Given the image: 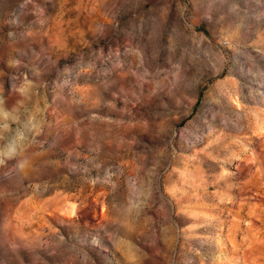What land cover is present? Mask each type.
<instances>
[{"label":"rangeland","instance_id":"1","mask_svg":"<svg viewBox=\"0 0 264 264\" xmlns=\"http://www.w3.org/2000/svg\"><path fill=\"white\" fill-rule=\"evenodd\" d=\"M0 264H264V0H0Z\"/></svg>","mask_w":264,"mask_h":264}]
</instances>
